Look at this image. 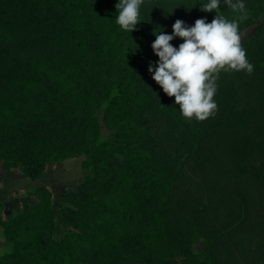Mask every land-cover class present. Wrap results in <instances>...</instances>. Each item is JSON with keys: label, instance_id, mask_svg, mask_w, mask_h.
<instances>
[{"label": "trees", "instance_id": "obj_1", "mask_svg": "<svg viewBox=\"0 0 264 264\" xmlns=\"http://www.w3.org/2000/svg\"><path fill=\"white\" fill-rule=\"evenodd\" d=\"M208 2L144 0L131 33L119 0H0V163L36 181L84 155L92 174L60 215L47 187L0 215V264H264V0H242L254 70L219 73L207 120L185 119L148 70L155 34L211 23Z\"/></svg>", "mask_w": 264, "mask_h": 264}, {"label": "clouds", "instance_id": "obj_2", "mask_svg": "<svg viewBox=\"0 0 264 264\" xmlns=\"http://www.w3.org/2000/svg\"><path fill=\"white\" fill-rule=\"evenodd\" d=\"M220 2L209 0L201 6V11L217 13L211 23L197 19L189 27L182 20H176L173 34L156 33L152 44L159 61L148 70L163 92L175 98V104L187 120L205 121L215 114L218 106L213 98L221 71L251 74L254 70L241 47L239 33V21L247 18L245 4L242 0H224L232 11L240 13L237 19L228 21L216 11ZM143 3L144 0H119L116 23L122 30L131 33L136 30ZM177 37L183 40L178 48L171 43Z\"/></svg>", "mask_w": 264, "mask_h": 264}, {"label": "rangeland", "instance_id": "obj_3", "mask_svg": "<svg viewBox=\"0 0 264 264\" xmlns=\"http://www.w3.org/2000/svg\"><path fill=\"white\" fill-rule=\"evenodd\" d=\"M256 28L257 26H251L242 32L241 41L248 39ZM85 159L86 157L81 155L62 162L46 163L44 177L36 181L27 177L25 167L17 166L6 171L4 165L0 163V215L11 219L23 211L22 202L26 200L34 205L36 203L35 190L40 187L49 188L52 193L54 210L57 215H60L67 205L66 195L72 191L76 192L86 178L92 176L83 166ZM60 227L63 231L67 230L65 226ZM62 235L63 233L59 230L56 237L60 238ZM202 247L203 240H198L194 243L193 250L196 254H200ZM11 249L12 245L5 239L0 228V259Z\"/></svg>", "mask_w": 264, "mask_h": 264}]
</instances>
